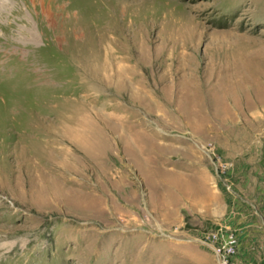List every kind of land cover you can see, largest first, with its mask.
Segmentation results:
<instances>
[{
  "label": "rangeland",
  "instance_id": "374dc122",
  "mask_svg": "<svg viewBox=\"0 0 264 264\" xmlns=\"http://www.w3.org/2000/svg\"><path fill=\"white\" fill-rule=\"evenodd\" d=\"M263 78L264 0H0V264H264Z\"/></svg>",
  "mask_w": 264,
  "mask_h": 264
},
{
  "label": "bare ground",
  "instance_id": "6f19581e",
  "mask_svg": "<svg viewBox=\"0 0 264 264\" xmlns=\"http://www.w3.org/2000/svg\"><path fill=\"white\" fill-rule=\"evenodd\" d=\"M261 79H262V77H260L259 75H253L251 77H241L237 80L234 78V76H231V75L228 76L226 78V81H224L225 83H224L223 88L221 89L224 92V95H223L224 102H226V104L229 106L230 109L235 108V107L238 108L239 107V99L236 97V93L237 92L239 94L244 93L246 98H250V96L252 97L253 101H250L251 99H249L248 105L250 104L252 107L251 109H254V111H255V108H257V107L259 108V106H258V104H259V102H258V95H259L258 91H259V86L262 83ZM254 98H255V100H254ZM249 111H251V110H249ZM253 114L256 115L257 113L253 112ZM85 129L78 130L74 133L75 135H71V136L75 137L73 139L76 140V142L78 143L79 146L80 145L85 146L84 148L86 150H89V149H91L90 147H92L91 146L92 141L90 139L89 133H87V130H85Z\"/></svg>",
  "mask_w": 264,
  "mask_h": 264
},
{
  "label": "built area",
  "instance_id": "2783aa9c",
  "mask_svg": "<svg viewBox=\"0 0 264 264\" xmlns=\"http://www.w3.org/2000/svg\"><path fill=\"white\" fill-rule=\"evenodd\" d=\"M233 243L234 240L228 238L223 244L215 248L220 264H234L231 260L232 255L235 253Z\"/></svg>",
  "mask_w": 264,
  "mask_h": 264
}]
</instances>
